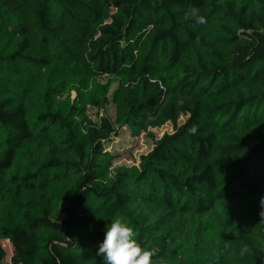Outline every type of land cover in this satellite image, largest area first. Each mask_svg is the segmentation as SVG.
<instances>
[{
    "label": "trees",
    "instance_id": "1",
    "mask_svg": "<svg viewBox=\"0 0 264 264\" xmlns=\"http://www.w3.org/2000/svg\"><path fill=\"white\" fill-rule=\"evenodd\" d=\"M250 3L0 0V264L4 239L10 264H103L115 218L154 264H264V0ZM60 67L76 77L47 82ZM115 82L113 115L89 117ZM67 84L89 90L70 100ZM122 127L153 141L139 168H111Z\"/></svg>",
    "mask_w": 264,
    "mask_h": 264
},
{
    "label": "rangeland",
    "instance_id": "2",
    "mask_svg": "<svg viewBox=\"0 0 264 264\" xmlns=\"http://www.w3.org/2000/svg\"><path fill=\"white\" fill-rule=\"evenodd\" d=\"M238 3H245L248 4L250 7L252 0H236ZM61 68V67H60ZM64 71V74L62 70L56 68L53 73L48 74L45 79L47 82L53 83V80L55 76L61 77L64 75L65 78H71L74 79L76 77L75 74L67 72L69 69L61 68ZM106 82V78H96L92 81V84L90 87L93 86V84L97 86H103ZM70 84H67V87H69ZM118 85V82L113 83L107 93L105 94V98L108 100L106 105L98 108L95 106L87 105L86 113L91 118H96L98 115H113L114 106L112 105V95L114 90L116 89ZM87 92L89 89L85 88L81 84H72L71 87L67 90L65 93L66 96L69 97L70 100H74L76 96L78 95V89ZM185 117L181 116L179 118V123L184 121ZM172 125L170 123H167L163 125L162 127H156V128H150L151 133L154 135L155 138H160L164 133H170L172 131ZM153 146V141L151 138L146 135L144 131H132L128 127H122L118 130L116 137H113L111 141L106 145V148L108 151H110L113 156V163L111 168H132V167H140V161L141 156L148 153L150 149ZM6 210L5 205L0 203V215L2 216L4 211ZM2 245L4 249L6 250V257L7 261L10 264V256H11V245L10 243L4 239L2 240Z\"/></svg>",
    "mask_w": 264,
    "mask_h": 264
},
{
    "label": "clouds",
    "instance_id": "3",
    "mask_svg": "<svg viewBox=\"0 0 264 264\" xmlns=\"http://www.w3.org/2000/svg\"><path fill=\"white\" fill-rule=\"evenodd\" d=\"M189 18L193 19L197 25L207 23V18L200 15L197 8L189 9L185 19ZM196 131V125L188 129L189 134H195ZM260 206L259 215L262 218L261 221H264V197L260 199ZM96 255L103 257V264H154L153 257L158 255V250L142 248L135 238L133 227L128 226L121 219L115 218L107 226L105 238L99 245ZM251 255H255L253 249L246 243L242 244L239 256Z\"/></svg>",
    "mask_w": 264,
    "mask_h": 264
}]
</instances>
